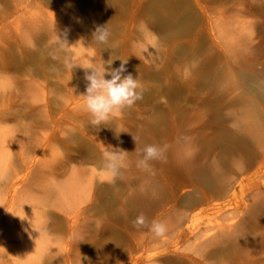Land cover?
<instances>
[{
	"label": "rangeland",
	"instance_id": "rangeland-1",
	"mask_svg": "<svg viewBox=\"0 0 264 264\" xmlns=\"http://www.w3.org/2000/svg\"><path fill=\"white\" fill-rule=\"evenodd\" d=\"M105 25L115 48L93 39ZM121 60L143 98L94 127L84 67ZM1 129L0 234L28 224L69 264H264V0H0ZM146 144L166 149L152 171ZM111 148L127 167L110 183ZM141 213L168 234L134 228Z\"/></svg>",
	"mask_w": 264,
	"mask_h": 264
},
{
	"label": "clouds",
	"instance_id": "clouds-1",
	"mask_svg": "<svg viewBox=\"0 0 264 264\" xmlns=\"http://www.w3.org/2000/svg\"><path fill=\"white\" fill-rule=\"evenodd\" d=\"M93 39L97 44L108 45L110 48L118 46L111 40V31L106 25L96 28ZM121 61L120 67L115 69L106 68L105 63L84 67L85 80L88 83L86 93L83 94V109L90 116V124L94 127L109 122L112 117L121 114L126 108L130 109L143 98L142 85L131 74L123 75L127 60ZM108 64L110 65L111 62ZM71 67L73 68L74 65ZM106 74L111 78L106 79ZM133 138L137 144V138ZM111 149L104 153V163L101 168L102 176L110 183L114 182L121 175L122 169L127 167L125 163L127 152L119 148ZM165 151L166 149L159 145L146 144L140 149L141 156L136 161V167L143 171H152L150 162L164 160ZM132 224L136 229L148 228L154 238L158 239L164 238L169 232V226L165 222L153 220L149 223L143 213L133 220Z\"/></svg>",
	"mask_w": 264,
	"mask_h": 264
},
{
	"label": "bare ground",
	"instance_id": "bare-ground-1",
	"mask_svg": "<svg viewBox=\"0 0 264 264\" xmlns=\"http://www.w3.org/2000/svg\"><path fill=\"white\" fill-rule=\"evenodd\" d=\"M5 136H6L5 129L4 130L1 129L0 130V168H1L0 170H2V167H3L2 165H5V163H4L5 162V157H6L5 155L7 153V142H6L7 139L5 138ZM1 173H2V171H1ZM3 194L5 196L0 201V225H1L2 221H3V219L7 216L6 213H5L6 210H5L4 206H3V204L4 203L8 204V175H0V198L2 197ZM262 194H264V193H262ZM262 196H264V195H262ZM79 210H81V208ZM79 210H78V207L75 208V209H72L71 210V214L69 213L70 216L74 212V217H75L74 219H76V217L78 216V211ZM18 215H20V214H18ZM20 216L23 217V215H20ZM18 217H17V219H18ZM20 220H21V217H20ZM70 220H72L71 222H73V223L75 222V220H73L72 218H70ZM32 223H33V221H32ZM73 223L71 225H69L70 229H72ZM24 224H26V222H24ZM24 227H25L26 230L28 229V231H26V236L25 235H21L19 233L18 234L15 233L14 235L12 234V235H9V236L6 235V233L4 235H3V233L0 234V243H3L4 239L8 240V245H9L8 247H10L11 254L15 256L14 257V262H17V263L19 262L18 264H22V263L23 264H28L29 262L31 264H43L44 262H47L46 264H48L49 262H52L53 264H57V263H60V262H62L63 264H69L70 260H69L68 254H67V252H69V251L67 250V252H66V250H65V249H67V246H66L65 249H63V250L61 249V248H63V245H65V244H62V247H60V248H57V247H59V244H58V246H55L58 249V253L55 250L56 248L54 249V247H52L53 248L52 251L48 253V251H50V249H49L50 247H49V244H47L48 240H46L47 239V237H45L46 235H44V233H41V235H43L42 237L39 236L40 233L37 235L36 234L37 231L35 229L34 230L33 229L29 230L30 226L28 224L25 225ZM36 227H38L37 224H36ZM32 228H33V226H32ZM198 230L199 229H197V226H196V228L191 226L190 232L193 233L194 235H197L198 234L197 233ZM6 231H8V227H6ZM38 231H39V229H38ZM23 234H25V233H23ZM50 239H52V241H54L53 237L49 238V240ZM52 241H51V243H52ZM64 241L66 242V240H64ZM45 246H47V248ZM50 246H52V245H50ZM59 249H60V251H59ZM44 251L46 253H48V255ZM79 258H81V257H79ZM55 261H56V263H54ZM190 261H191V264H193L195 262V260L192 259V258H190ZM0 263H1V261H0Z\"/></svg>",
	"mask_w": 264,
	"mask_h": 264
}]
</instances>
